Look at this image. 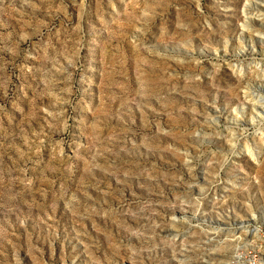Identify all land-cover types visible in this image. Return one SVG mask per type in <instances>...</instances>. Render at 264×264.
Here are the masks:
<instances>
[{
  "label": "rangeland",
  "instance_id": "374dc122",
  "mask_svg": "<svg viewBox=\"0 0 264 264\" xmlns=\"http://www.w3.org/2000/svg\"><path fill=\"white\" fill-rule=\"evenodd\" d=\"M240 1L0 0V264H264Z\"/></svg>",
  "mask_w": 264,
  "mask_h": 264
},
{
  "label": "bare ground",
  "instance_id": "6f19581e",
  "mask_svg": "<svg viewBox=\"0 0 264 264\" xmlns=\"http://www.w3.org/2000/svg\"><path fill=\"white\" fill-rule=\"evenodd\" d=\"M241 1L244 2V3H242V5L244 4V7H243L244 9L242 8L243 9L242 11H243V14H244V19H243V27H242L243 30H242V33L239 35V37L241 39H243L244 38V34H248V36L250 37L251 44H252V47H248V48H252V51L254 52L255 49H256L255 39H258V40H260L261 42L264 43V0H241ZM248 45H250V44L248 43ZM238 66H239V72H240V74L239 73L238 74H239V76H241V77H243L245 79V81L243 80L242 82L245 83V88H247V91H246L247 93H246L245 99L247 98L248 102H249V104L247 106H245V105L242 106L241 105L242 106L241 107L242 114H245L247 111L250 110L252 112L251 118H252L253 121H255V122L263 121L264 122V95L262 93H260V91H259V89H262V88L264 89V64L256 62V66H258L259 69L262 67L260 71L258 69V73H259L258 76H260L262 78V79L260 78L262 83L260 84V83L256 82V84H255V82H254V85H256L259 89L252 88V81L253 80H251V78H249V75L252 74L253 72L250 71L249 69H248L249 72H247V70L245 71V69H243L245 67H240V65H238ZM256 66H255L254 70H257L258 67L256 68ZM250 69L252 70V68H250ZM237 70H238V68H237ZM254 77H257V76L254 75ZM236 78H237V81H238V77H236ZM254 79H256L258 81L260 80V79H257V78H254ZM240 86L242 87L241 84H240ZM256 90H257V92H256ZM241 104H244V103H241ZM248 108H249V110H248ZM263 127L264 126L259 127L260 128L259 136H261L260 139L261 138L264 139V129H263ZM229 133H230L229 135H234L235 134V132H234V134H232L233 132H231V131ZM230 137H232V136H230ZM228 138H229V136H228ZM246 142H244V144ZM248 142L244 146L245 150H247L249 152V154H251L255 159L258 160L259 156L261 154V151H260V154H258L257 150L255 149L256 147L254 146L255 148H253L250 145V143H248ZM245 253H246V251H245ZM245 253L243 252V253L237 254L236 259H239V262L242 261L243 258L245 257ZM235 263L236 262H234V264ZM241 264H246V263L243 261V263L241 262Z\"/></svg>",
  "mask_w": 264,
  "mask_h": 264
}]
</instances>
